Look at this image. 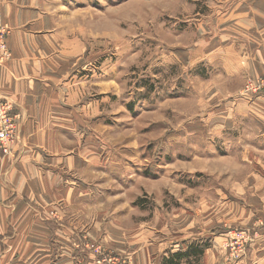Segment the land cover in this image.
<instances>
[{
    "label": "rangeland",
    "instance_id": "rangeland-1",
    "mask_svg": "<svg viewBox=\"0 0 264 264\" xmlns=\"http://www.w3.org/2000/svg\"><path fill=\"white\" fill-rule=\"evenodd\" d=\"M40 1L22 8L42 22L23 26L55 46L45 58L66 60L52 73L76 93L66 105L83 110L78 144L89 143L98 159L94 168L68 171V187L87 185L89 198L63 213L48 211L81 229L73 235V263H244L264 234V202L254 201L264 196L252 186L253 173L264 181V140L258 147L239 142V129L222 125L226 103L234 101L235 114L242 87L238 74L220 67L223 15L234 3ZM260 76H245L244 84ZM72 142L66 154L79 156ZM93 226L94 239L87 234ZM191 246L202 253L173 257Z\"/></svg>",
    "mask_w": 264,
    "mask_h": 264
},
{
    "label": "crops",
    "instance_id": "crops-1",
    "mask_svg": "<svg viewBox=\"0 0 264 264\" xmlns=\"http://www.w3.org/2000/svg\"><path fill=\"white\" fill-rule=\"evenodd\" d=\"M31 1L0 0V24L9 30L6 43L11 52L0 64V100L12 99L18 115L13 153L0 152V236L4 243L0 264H53V260L54 264H74L73 235L82 234L81 229L65 219L53 220L48 211L63 213L75 209L77 200L89 198L87 185L68 187V171L81 165L94 168L98 159L94 149L87 150L89 143L81 148L78 144L76 131L83 128V110L72 103L66 105L76 93L69 94L62 79L52 73L59 65H67L66 60L61 56L45 58L55 46L43 45L34 31L23 26L25 20L35 17L42 22L40 13L22 8ZM219 1L234 3L223 15L227 38L221 47L220 67L228 75L238 74L240 88L245 76L264 74V0ZM241 90L234 99L235 114L230 111L234 101L226 103L222 116L227 119L222 125L227 130L229 126L239 129V142L251 139L258 147L264 140V92ZM69 132L73 137L67 138ZM68 141L80 148L75 152L79 156L66 154ZM252 177L256 193L264 196V181L257 182L258 174ZM254 201L263 205L264 199ZM95 232L94 226L87 230L92 239ZM205 257L210 255L205 252ZM244 263L264 264V234L252 245Z\"/></svg>",
    "mask_w": 264,
    "mask_h": 264
},
{
    "label": "built area",
    "instance_id": "built-area-1",
    "mask_svg": "<svg viewBox=\"0 0 264 264\" xmlns=\"http://www.w3.org/2000/svg\"><path fill=\"white\" fill-rule=\"evenodd\" d=\"M7 31L0 27V64L7 60L10 51L6 43ZM244 93L256 94L264 92V74L257 79H249L241 90ZM15 104L9 99L0 100V152L4 155L13 153V145L18 135L17 114L12 115ZM242 231L239 234L243 236Z\"/></svg>",
    "mask_w": 264,
    "mask_h": 264
},
{
    "label": "trees",
    "instance_id": "trees-1",
    "mask_svg": "<svg viewBox=\"0 0 264 264\" xmlns=\"http://www.w3.org/2000/svg\"><path fill=\"white\" fill-rule=\"evenodd\" d=\"M190 252L196 253V254L199 255V254L202 253V250L199 249L198 247L191 246L190 251H187V252H177L173 257H175L177 259V258H180V257L189 256Z\"/></svg>",
    "mask_w": 264,
    "mask_h": 264
},
{
    "label": "bare ground",
    "instance_id": "bare-ground-1",
    "mask_svg": "<svg viewBox=\"0 0 264 264\" xmlns=\"http://www.w3.org/2000/svg\"><path fill=\"white\" fill-rule=\"evenodd\" d=\"M5 61H6V60H5ZM5 61H4V62H5ZM4 62H3V63H4ZM1 249H2V248H1V246H0V253H1Z\"/></svg>",
    "mask_w": 264,
    "mask_h": 264
}]
</instances>
